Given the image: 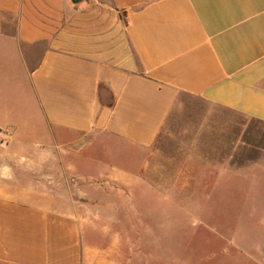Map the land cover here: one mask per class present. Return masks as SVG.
I'll use <instances>...</instances> for the list:
<instances>
[{"label":"crops","instance_id":"1","mask_svg":"<svg viewBox=\"0 0 264 264\" xmlns=\"http://www.w3.org/2000/svg\"><path fill=\"white\" fill-rule=\"evenodd\" d=\"M257 126L264 0H0V264H110L86 237L99 214L58 199L66 175L264 220ZM93 135L136 149L135 173L86 164Z\"/></svg>","mask_w":264,"mask_h":264},{"label":"rangeland","instance_id":"2","mask_svg":"<svg viewBox=\"0 0 264 264\" xmlns=\"http://www.w3.org/2000/svg\"><path fill=\"white\" fill-rule=\"evenodd\" d=\"M257 132L264 146V129L257 126ZM87 138L81 149L86 164L108 161L135 173L140 162L136 149L102 136ZM77 180L80 193L73 188ZM65 181L68 186L57 191L65 196L58 199L71 194L82 208L99 214V220L84 222L86 237L92 248L112 250L107 256L110 264H264V220L241 219L245 215L235 213L243 206L186 205V198L199 197L201 191L122 190L99 174L80 179L66 175ZM234 194L242 204L250 191ZM257 200L258 209H264V196Z\"/></svg>","mask_w":264,"mask_h":264},{"label":"water","instance_id":"3","mask_svg":"<svg viewBox=\"0 0 264 264\" xmlns=\"http://www.w3.org/2000/svg\"><path fill=\"white\" fill-rule=\"evenodd\" d=\"M73 2H77L78 0H72Z\"/></svg>","mask_w":264,"mask_h":264}]
</instances>
